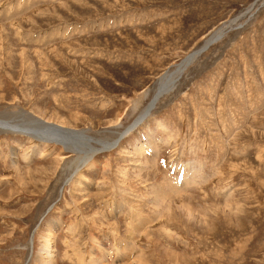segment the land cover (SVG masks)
I'll return each instance as SVG.
<instances>
[{"label":"rangeland","instance_id":"obj_1","mask_svg":"<svg viewBox=\"0 0 264 264\" xmlns=\"http://www.w3.org/2000/svg\"><path fill=\"white\" fill-rule=\"evenodd\" d=\"M0 120L72 134L0 129V264H264V0H0Z\"/></svg>","mask_w":264,"mask_h":264},{"label":"bare ground","instance_id":"obj_2","mask_svg":"<svg viewBox=\"0 0 264 264\" xmlns=\"http://www.w3.org/2000/svg\"><path fill=\"white\" fill-rule=\"evenodd\" d=\"M221 33H220V30H219L218 32H216L214 34L209 35L207 37V39L197 49L204 47L213 38L221 35ZM199 50H197L196 52H198ZM193 57L194 56H192V55L187 56L182 61V64L184 66L177 71V74H179L192 61ZM166 79H167L166 76L161 77V79H160V81H159V83L157 85V89H156V93H155L156 96L157 95L159 96V94H161L163 92V90L166 88V86H168V85H170L172 83V81L174 80L173 74L170 75V80H168L167 83H164L166 81ZM32 120L28 121L29 124L26 123V126L24 125L25 127H22L23 125L19 126L20 124H16V123H14L13 121H10V120H0V129L7 130V131L10 130V131L19 132V133H22V134H24L26 136H29V137L37 138V139L43 140L45 142H50V143H53V144L55 143V144H59V145H64V142H63L64 140L63 139H66V138H64L65 136L72 135V134H68V133L66 134L64 132L65 130L60 128V127H58V126L48 125V124H45V122L43 123V122L38 121V125L35 127L33 124H31L34 121V120L33 121ZM11 122H13V123H11ZM27 124L31 125V126H27ZM51 134H53V136ZM76 134L77 133L74 132L73 135H76ZM78 136H80V135H78ZM71 137L72 136H70V138Z\"/></svg>","mask_w":264,"mask_h":264}]
</instances>
